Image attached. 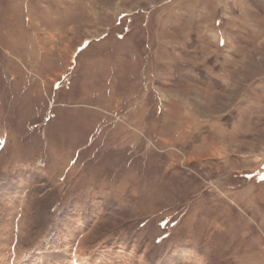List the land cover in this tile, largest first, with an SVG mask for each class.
I'll list each match as a JSON object with an SVG mask.
<instances>
[{
  "label": "rangeland",
  "instance_id": "1",
  "mask_svg": "<svg viewBox=\"0 0 264 264\" xmlns=\"http://www.w3.org/2000/svg\"><path fill=\"white\" fill-rule=\"evenodd\" d=\"M0 264H264V0H0Z\"/></svg>",
  "mask_w": 264,
  "mask_h": 264
}]
</instances>
